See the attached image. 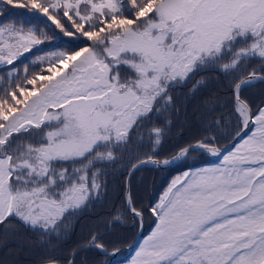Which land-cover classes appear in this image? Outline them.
<instances>
[{
	"label": "snow or ice",
	"instance_id": "6c2138e0",
	"mask_svg": "<svg viewBox=\"0 0 264 264\" xmlns=\"http://www.w3.org/2000/svg\"><path fill=\"white\" fill-rule=\"evenodd\" d=\"M120 3L121 0H0V15L8 6L37 12L65 36H78L88 42L76 50L37 56L43 70L29 73L25 68L20 77L15 66L18 58L52 37L33 27L25 31L24 24H0V36L7 34L11 41L0 45V65L5 66L0 71L17 73L14 79L31 86L16 84L11 91L4 89L0 120L19 114L35 127L41 126L39 120L85 129L97 123L124 83L119 69L129 67L122 59L124 53L113 48L120 36L112 33L116 29L125 31L126 25L134 23L119 17ZM242 7H247L243 0H182L175 10L158 15L178 18L185 24L207 23L217 31L233 26L255 27L264 20V0H255L253 5L261 9L259 17L243 14ZM147 14L149 7L145 6L136 18ZM9 99L23 105V111ZM238 114L243 116L242 130H238L233 143L223 150L207 148L216 163L185 167L158 202L149 206L155 226L138 241L137 248L142 243L146 247L139 264H264V105L255 112L249 107L247 114L238 110ZM190 150L195 148L182 147L171 159L151 163L166 166L187 156ZM49 175H53L50 169L44 176L29 172L21 179L13 167L0 174V227L15 221L35 230L38 220L55 214L56 202L62 197L79 195L59 187L65 183L64 175L51 181ZM125 203L136 220L142 221L144 210L131 202L130 188Z\"/></svg>",
	"mask_w": 264,
	"mask_h": 264
},
{
	"label": "trees",
	"instance_id": "16d2710c",
	"mask_svg": "<svg viewBox=\"0 0 264 264\" xmlns=\"http://www.w3.org/2000/svg\"><path fill=\"white\" fill-rule=\"evenodd\" d=\"M160 1L121 0L117 14L122 19L134 21L126 25V30H149L150 24L159 18L157 5ZM145 6L149 7V14L137 19V12ZM152 8L157 11L151 12ZM7 23L17 26L24 24L25 31L33 27L52 37L31 53L18 58L15 66L20 77L25 74V68L29 73L43 70L40 62L36 61L37 56L52 51L76 50L88 43L78 36H65L37 12L8 6L0 15V24ZM125 31L116 29L112 34ZM4 36L7 37V34ZM3 42L0 40V45ZM263 46L264 36L253 31L224 40L201 66L184 79L167 85L155 98L150 111L136 119L125 138L98 143L79 157L52 160L50 170L53 175H49V180H58L60 175H64L65 183L59 187L65 190L73 184L86 183L90 187L88 198L82 205L65 210L62 218L50 228L35 226V230H30L15 221L9 222L6 228L0 227V264H69L72 253L91 242L101 247L92 245L77 251L72 264H105L110 257L106 250L128 247L140 228V221L136 220L125 203L127 176L131 167L149 157L171 159L180 148L197 142L210 141L219 148L229 144L242 129L243 116L238 114L235 86L254 70L264 75V55L258 52ZM123 53L122 59L129 65L128 68L119 69L123 84L141 79L143 74L137 68L140 54L134 51ZM3 67L0 65V68ZM16 74L8 75L0 71V96L4 95L5 88L11 91L16 84L31 87L22 79H14ZM240 97L255 112L257 107L264 105V79L245 85ZM8 102L19 110L23 109V105H15L10 99ZM8 122L0 120L3 125L0 127V154L13 155L25 146L38 151L48 142L47 132L55 125L54 122H43L39 123V127L32 124L5 133ZM106 150L112 152L111 157L98 159V154ZM209 162L214 164L216 159L205 148L197 147L175 165H144L135 170L131 177V198L132 203L144 210L143 235L155 226V218L148 211L149 206L158 202L171 181L185 167L196 168ZM17 174L24 179L29 174L28 167L22 166ZM119 260L115 259L111 264Z\"/></svg>",
	"mask_w": 264,
	"mask_h": 264
},
{
	"label": "rangeland",
	"instance_id": "374dc122",
	"mask_svg": "<svg viewBox=\"0 0 264 264\" xmlns=\"http://www.w3.org/2000/svg\"><path fill=\"white\" fill-rule=\"evenodd\" d=\"M181 2L182 0H161L157 8L159 13L170 12ZM243 3L247 5L240 9L243 14L254 17L261 15V9L253 7L255 0H243ZM262 25L264 20H259L255 27L233 26L227 30L217 31L214 26L207 23L185 24L178 18L173 20L171 16H159L157 21L150 24L149 30H126L124 33L115 34L119 35L120 39L113 46L114 50L122 53L134 51L140 54L141 59L137 62V68L143 74L142 78L122 84L121 90L116 92L117 99L103 110L100 114L101 119L88 129L55 120L47 121L55 123L47 132L48 142L38 151L25 146L13 155L0 154V157H3L0 161V174L6 173L9 167L19 170L22 166H26L28 173L35 172L44 176L51 169V161L54 159L79 157L92 150L98 143L125 138L136 119L150 111L155 98L167 85L177 79H184L192 70L201 66L224 40L248 31L264 36L261 35L264 31ZM0 40L11 42L8 36H0ZM258 52L264 55V46L260 47ZM238 108L241 109L240 106ZM19 111L22 112L23 109ZM29 125L32 124L23 121L18 114L9 120L5 133ZM111 155L112 152L106 150L99 153L97 158L106 159ZM67 191L78 192L79 195L75 198L62 197L56 202L55 214L48 216L47 219L38 220L36 226L53 227L65 210L80 206L86 201L90 187L86 183L73 184L67 188ZM150 232L143 236H147ZM137 247L138 244L131 256L114 264H139V258L143 256L146 247L143 243L139 248Z\"/></svg>",
	"mask_w": 264,
	"mask_h": 264
},
{
	"label": "water",
	"instance_id": "95a60500",
	"mask_svg": "<svg viewBox=\"0 0 264 264\" xmlns=\"http://www.w3.org/2000/svg\"><path fill=\"white\" fill-rule=\"evenodd\" d=\"M259 79H264V75L260 74V73H257L255 70L252 71L251 73H249L247 76H245L243 79H241L237 85L235 86V89H234V92H235V99H236V102H237V106H240L241 109L238 108L239 112L240 113H243V114H247L248 113V109L250 107V105L240 97V91L241 89L255 81V80H259ZM252 110V109H251ZM253 112V111H252ZM242 130V129H241ZM238 135V134H237ZM236 135V136H237ZM236 136L234 137V139L229 143L227 144L225 147L223 148H219L218 146L216 145H213V144H206V143H200L199 145L197 143H193L189 146H187L189 149H193V148H197V147H203L206 149L207 151V148H214V149H220V150H223L224 148H227L229 147L233 141L235 140ZM191 151V150H190ZM189 151V152H190ZM208 153V152H207ZM189 154V153H188ZM187 154V156H188ZM210 155V154H209ZM211 156V155H210ZM186 157V156H185ZM185 157H182L180 160L178 161H175L169 165H166V166H161V165H155L157 167H167V166H172V165H175L177 164L178 162H180L182 159H184ZM212 157V156H211ZM214 158V157H212ZM156 158L154 157H149V158H146V159H142L141 161H138L137 163H135L129 173H128V176H127V191H126V195H127V192L129 191V188H130V192H131V177L133 175V173L135 172V170H137L139 167L141 166H144V165H152L151 161L152 160H155ZM216 159V158H214ZM154 166V165H153ZM131 202H132V198H131ZM128 205V204H127ZM128 208H129V205H128ZM141 228H142V231H141ZM145 230V221H144V216L142 218V221H140V228H139V232L136 236V238L134 239V241L126 248H118V249H115L113 251H107L106 252L110 255L109 259L105 262V264H111L113 262V260L115 259H123V258H128L129 256H131L138 244V241L140 240L141 236L143 235V232ZM92 245H97L99 247H101V245L99 244H96L94 242H91L89 244H86V245H83L81 247H79L77 250H75L73 253H72V259L70 260V263L69 264H72L73 262V259H74V256L75 254L77 253V251L85 248V247H89V246H92ZM45 264H58L56 262H48V263H45Z\"/></svg>",
	"mask_w": 264,
	"mask_h": 264
}]
</instances>
